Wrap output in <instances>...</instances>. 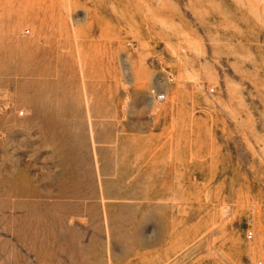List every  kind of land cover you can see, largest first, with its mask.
Instances as JSON below:
<instances>
[{
  "label": "rangeland",
  "instance_id": "rangeland-1",
  "mask_svg": "<svg viewBox=\"0 0 264 264\" xmlns=\"http://www.w3.org/2000/svg\"><path fill=\"white\" fill-rule=\"evenodd\" d=\"M0 264H264V0H0Z\"/></svg>",
  "mask_w": 264,
  "mask_h": 264
},
{
  "label": "built area",
  "instance_id": "built-area-1",
  "mask_svg": "<svg viewBox=\"0 0 264 264\" xmlns=\"http://www.w3.org/2000/svg\"><path fill=\"white\" fill-rule=\"evenodd\" d=\"M151 94H152V97L154 98V99H156L157 101H161V100H163V95H161V94H158V93H156V92H151ZM22 115V112H19V116H21ZM245 237H246V239H250L251 238V233L250 232H246V235H245Z\"/></svg>",
  "mask_w": 264,
  "mask_h": 264
}]
</instances>
